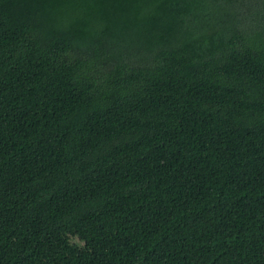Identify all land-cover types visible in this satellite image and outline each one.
Returning <instances> with one entry per match:
<instances>
[{
  "label": "trees",
  "instance_id": "obj_1",
  "mask_svg": "<svg viewBox=\"0 0 264 264\" xmlns=\"http://www.w3.org/2000/svg\"><path fill=\"white\" fill-rule=\"evenodd\" d=\"M0 264H264V0H0Z\"/></svg>",
  "mask_w": 264,
  "mask_h": 264
},
{
  "label": "bare ground",
  "instance_id": "obj_2",
  "mask_svg": "<svg viewBox=\"0 0 264 264\" xmlns=\"http://www.w3.org/2000/svg\"><path fill=\"white\" fill-rule=\"evenodd\" d=\"M137 231V230H136Z\"/></svg>",
  "mask_w": 264,
  "mask_h": 264
}]
</instances>
